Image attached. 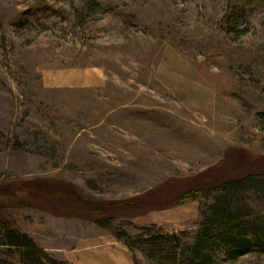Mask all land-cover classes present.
Instances as JSON below:
<instances>
[{"label": "rangeland", "instance_id": "1", "mask_svg": "<svg viewBox=\"0 0 264 264\" xmlns=\"http://www.w3.org/2000/svg\"><path fill=\"white\" fill-rule=\"evenodd\" d=\"M255 174L264 0H0V217L50 261L160 264L114 235L191 244L202 192ZM238 197L264 217L263 193ZM1 262L23 264L0 242Z\"/></svg>", "mask_w": 264, "mask_h": 264}, {"label": "trees", "instance_id": "2", "mask_svg": "<svg viewBox=\"0 0 264 264\" xmlns=\"http://www.w3.org/2000/svg\"><path fill=\"white\" fill-rule=\"evenodd\" d=\"M247 187H253L264 195V175L227 180L202 192H216V195L214 204L209 208L208 218L191 244L181 243L177 236L150 235L147 229H144V234L133 239L124 232L114 237L127 243L129 248L132 241L144 246L147 256L160 264H215L212 256L216 252L224 253L227 261L231 262L252 252L264 255V217L245 216L238 206V196ZM191 195L185 194L181 202L197 197ZM95 223L106 230L111 226L110 219H97ZM0 242L7 250H16L23 264H42L43 260L56 264L14 222L5 217H0Z\"/></svg>", "mask_w": 264, "mask_h": 264}]
</instances>
